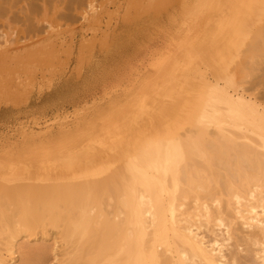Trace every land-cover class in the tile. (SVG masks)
<instances>
[{"label": "bare ground", "instance_id": "6f19581e", "mask_svg": "<svg viewBox=\"0 0 264 264\" xmlns=\"http://www.w3.org/2000/svg\"><path fill=\"white\" fill-rule=\"evenodd\" d=\"M90 1L79 12L96 20L103 9ZM50 3L0 0V38L10 19L45 17ZM8 58L0 85L11 91ZM228 67L214 70L227 86ZM250 68L235 93L212 86L178 98L164 129L99 146L76 139L63 157L0 166V264H14L23 233H55L53 264H264V67ZM19 253L22 264L50 260L46 246Z\"/></svg>", "mask_w": 264, "mask_h": 264}, {"label": "rangeland", "instance_id": "374dc122", "mask_svg": "<svg viewBox=\"0 0 264 264\" xmlns=\"http://www.w3.org/2000/svg\"><path fill=\"white\" fill-rule=\"evenodd\" d=\"M88 1L51 0L47 16L3 27L0 56L16 86L0 85V166L18 171L46 153L63 157L76 139L99 146L164 129L162 113L178 98L212 86L235 93L250 67H264V0H91L103 9L96 20L79 12ZM226 64L228 86L214 73ZM19 238L10 263L22 264L26 246H46V264L55 262V233Z\"/></svg>", "mask_w": 264, "mask_h": 264}]
</instances>
